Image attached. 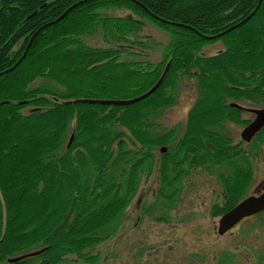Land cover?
<instances>
[{
	"label": "trees",
	"instance_id": "1",
	"mask_svg": "<svg viewBox=\"0 0 264 264\" xmlns=\"http://www.w3.org/2000/svg\"><path fill=\"white\" fill-rule=\"evenodd\" d=\"M147 24L166 45L143 34ZM95 34L104 46L82 42ZM215 41L224 49L203 56ZM156 48L160 59L142 54ZM169 61L161 86L134 104L58 101L139 97ZM184 77L194 92L180 106ZM37 79L63 92L31 87ZM231 101L264 102V0H0V264H98L95 248L121 226L143 175L160 178L154 208L168 213L192 171L229 167L212 216L230 211L247 194L254 158L221 133L227 122L246 125ZM25 132L35 137L28 147ZM255 139L264 143V129Z\"/></svg>",
	"mask_w": 264,
	"mask_h": 264
},
{
	"label": "rangeland",
	"instance_id": "2",
	"mask_svg": "<svg viewBox=\"0 0 264 264\" xmlns=\"http://www.w3.org/2000/svg\"><path fill=\"white\" fill-rule=\"evenodd\" d=\"M110 12L113 16L136 19L129 11L114 10ZM163 33L150 24H147L143 32V34L151 35L160 42L161 48L168 42V36ZM223 35L206 36V39L215 40ZM82 42L90 47L104 46L103 38L96 34L84 36ZM222 49H224L223 43L215 41L205 45L201 54L211 56L219 53ZM160 52L161 49L156 48L155 52L145 51L142 54L155 55L160 59ZM157 57H149V60L159 61ZM143 59L140 56L138 60L143 61ZM76 68H78L77 65L71 72L73 73ZM103 73L107 78L109 74ZM193 83V77H184L181 80L178 87V92L181 93L180 106L187 105L189 94L194 92L192 90ZM46 84L55 87L59 92H63V88L45 79L35 80L31 87L39 89L47 86ZM213 90L212 97L214 98L217 89L213 88ZM48 97L54 101L58 100L57 97ZM231 104L235 106H231ZM243 104L255 107L246 103ZM236 105L240 106L236 102H229L231 108L236 107L237 110L241 111V119L244 122L254 119L255 115L251 112L252 108L242 107L243 109H239ZM263 107L264 102L255 108ZM34 109L40 110V108ZM29 110H33V107H27L23 112ZM171 113L167 110L161 116L163 118L161 123L164 127L166 126V129L167 125L172 124L171 120L168 119L173 117L170 115ZM155 121L159 122L160 119ZM244 126L227 122L224 123V126L222 125L221 133L232 141L235 140L234 143L237 142L240 149H244L245 152L254 157L250 159L251 168L249 170L253 178L245 196L250 197L259 195L264 191V143L257 142L255 139L264 128L250 142L245 143L240 139V133ZM34 131L35 134L37 133L36 138L25 132L32 137H26V140L21 143L22 145L28 147L31 145V140L40 138L41 134L38 135L40 129ZM159 131L163 132L164 129L160 127ZM217 169H213L210 173L196 169L192 171L191 175L186 176L182 182L179 200L168 213L165 210L154 208L155 205H158L156 197L158 196L160 178L156 173H152L150 177L143 175L139 190L123 215L121 226L107 241L95 248L94 252L100 254L98 264H264V226L259 229L253 228V223L261 224L260 222L263 221L264 211L262 215L259 213L260 215L246 219L241 226L239 225L224 236L220 237L216 233L219 217H213L212 213L220 202L218 196L220 195L221 184H223L220 176L230 172L229 167ZM26 256L30 255L27 254L23 257Z\"/></svg>",
	"mask_w": 264,
	"mask_h": 264
},
{
	"label": "water",
	"instance_id": "3",
	"mask_svg": "<svg viewBox=\"0 0 264 264\" xmlns=\"http://www.w3.org/2000/svg\"><path fill=\"white\" fill-rule=\"evenodd\" d=\"M255 12L256 9L248 17L243 19L237 25L231 27L229 30H232L236 27H240L242 24L246 23L255 14ZM170 63L171 61H169L166 64L158 81L147 92H145L139 97L130 100H99V99L80 98V99H73L68 101H60L59 103L66 105L94 104V105H117V106H127L134 104L149 97L161 86L170 68ZM231 106H235V105L231 104ZM237 108L243 109L241 106L238 105ZM253 112L255 114L254 119L247 126H245L240 133V138L245 143L250 142L253 139V137H255L264 128V108L255 109L253 110ZM161 151H165V149L163 148L161 149ZM262 211H264V191L259 195H252L250 197L243 199L234 208H232L230 211L222 215L218 220L217 234L219 236L224 235L227 231H229L236 224H238L243 218L255 215ZM22 258L24 257L23 256L15 257L11 259L10 262H17L19 259Z\"/></svg>",
	"mask_w": 264,
	"mask_h": 264
},
{
	"label": "flooded vegetation",
	"instance_id": "4",
	"mask_svg": "<svg viewBox=\"0 0 264 264\" xmlns=\"http://www.w3.org/2000/svg\"><path fill=\"white\" fill-rule=\"evenodd\" d=\"M246 123V125L245 126H247V123L248 122H245ZM234 141L235 140H233V143H234ZM236 144V143H235ZM220 190H221V188H220ZM220 190H219V193H220ZM257 215H260V214H257ZM261 215H262V212H261ZM254 216H256V215H253V216H251V217H254ZM251 217H248V218H251ZM248 218H243L236 226H234L231 230H229V232H231V231H233L235 228H237L239 225L241 226L242 224H243V222L246 220V219H248ZM261 224H259L258 222L257 223H253V225H254V227L253 228H257V229H259L261 226H264V219H263V221L262 222H260ZM229 232H227L226 234H228ZM225 234V235H226ZM224 236V235H223Z\"/></svg>",
	"mask_w": 264,
	"mask_h": 264
}]
</instances>
